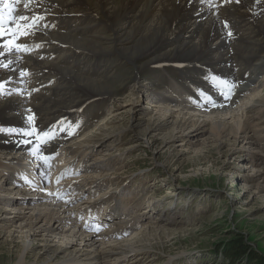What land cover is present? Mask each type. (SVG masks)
Returning a JSON list of instances; mask_svg holds the SVG:
<instances>
[{"label": "rangeland", "instance_id": "374dc122", "mask_svg": "<svg viewBox=\"0 0 264 264\" xmlns=\"http://www.w3.org/2000/svg\"><path fill=\"white\" fill-rule=\"evenodd\" d=\"M232 7L233 6L230 8ZM241 7L236 8L237 11H229L230 8L227 11H222L219 16H224L225 19L217 18L219 19V23L221 21L225 23L230 22L229 24H231L233 16L238 12L239 14L237 15L239 16L235 15V18L237 17V23L235 26L238 25L236 27V31L238 32H234L237 34V38L232 41V35L229 34L230 31L225 29L215 36L214 41L216 45H210V50L212 48L211 51L214 50L213 47L215 46H218L215 49L227 48L225 43L226 39L227 43L232 47L237 46V50L240 51L238 53H245L246 42L240 41L241 38L246 39L244 33H241V28L244 25V23L241 22V18H243L241 13L244 11L243 15L246 17L244 19H247L245 24H253L254 26L260 23V20L264 19V12L251 14L248 12L250 8H246L248 6L241 5ZM262 7L264 9V3ZM97 11L98 14L95 12L97 14L95 15L97 19H95V22H99L101 25L96 26L94 31L98 37L100 36V42L102 41L101 45L98 46L102 49L105 46L103 50L107 51L108 54L103 57H93L88 61V63L86 62V64H90L91 67H93V71L96 70L97 72H99V70L95 68V66H97L99 62L101 69L100 74L88 76L87 72L89 71L83 72L79 68H75V73H78L77 75L87 79L93 78L95 81L98 79L103 81V79H105V85L110 87L111 90L117 91L118 95L113 98H111V96H106L103 100L99 99V101H95L98 103L97 106H91L87 98V94L90 92L87 91L86 94L82 88L77 86L76 91L69 92L68 94L64 92L59 93L55 100H49L48 103L54 101V104H52L51 108H49L52 110L48 114H55L58 110L53 109V106H55V104L65 103L68 95L69 98L76 99L75 103L72 105L67 103L66 106H69L66 107V109L72 107H84L82 111L85 120L84 130L90 129V131L87 132L88 130H86L83 135L80 136L82 138L75 140L78 141L77 143L72 141L68 143V145H79V148L87 151V141L92 140V138L99 139L100 142H103L102 145H107L102 146L101 148L98 147L100 148L98 152L102 154H99L96 160L103 162V164L97 163L98 166L96 164L95 171L87 174L88 177L90 176L88 183L95 177H105L107 182L102 185L104 191L106 190L104 188H107L105 187L107 185L118 187L120 184L125 185V187L128 188L130 187V189L134 188V194L130 193L128 198H122L118 201L112 202H115V205L119 207L125 208V219H133L134 217H137L136 213L140 214L142 211H146L150 206V202H156L159 205H163L167 210V213L165 216L166 220L163 221L155 220L156 218L154 215L143 214L141 216L142 223L138 222L135 227L131 226L128 231L129 234L118 236L117 238L119 241H117L118 239L111 241V243L104 241L102 244V247L104 246L103 248H110L113 252L115 251L111 257H107L106 255H102V253H100L99 256H103L101 260H99L100 258L97 259V261L84 259L87 258V256H80L78 259H83L81 261L93 264H217L213 253H203L215 248L217 244H223L235 237H241L242 240H247V242L252 245L253 250H255L257 254L256 256H259L262 260H264V114L257 111L251 112L250 109L252 106H264V73L258 74L253 67H251L253 71L250 72L251 75H249L252 76V74H256L260 78L258 79L259 83L256 82L254 85L255 92H250L249 96L253 93H260V95L257 94L255 96L258 99L254 98V103L251 102L244 105L245 108L243 109V112H246L244 114L245 118H252L250 123L253 126L256 125L255 129L254 127H250L249 129L251 130H247V138L245 140L242 138L243 134H239V138L235 139L230 136V134L228 135L223 133L221 134L222 136L219 137L218 134L214 133L200 135V139L205 138L202 145L200 144L194 147L190 144V140L187 138L185 141L189 143L185 144L184 141L183 145L178 147L175 144H181V142L178 143L179 138L175 135H184L186 132L190 134V132H192V128L188 130V126H183L182 128L175 125L173 127L167 126V123L170 121L166 120L164 117L158 116L160 113L159 108L169 107V111H172L173 107L167 106L164 102L156 103V101L151 102V100H148V89L156 87V81L153 83L150 82V87L147 85L150 77H152V64L149 62V58L151 60L153 57L155 58L162 55L163 52L161 51L152 57L148 55L136 56V54L134 57L132 54L133 57L131 58L128 54V52H130L131 42L121 38L122 33L117 32L119 28H107L103 21L105 16L99 11V9ZM227 12L232 14L228 18L225 16ZM204 21H207V19ZM206 25H208V23H206ZM218 26H220V24ZM96 28H98V32L96 31ZM88 31L92 33L93 29H88ZM183 36H185V34ZM183 39L185 38L183 37ZM252 40L260 43V48H262V50L258 51V53L261 52L260 55L264 56V35L256 38L252 37ZM186 41L187 39L185 42ZM135 42L137 43L138 40ZM135 42L133 44H135ZM224 43L225 45H223ZM243 43H245V46ZM178 44L179 43L176 41L174 45L178 46ZM241 44L243 45L241 46ZM169 48L170 46H166L164 51ZM201 49L199 50L200 53H197V55H205L203 51L204 47H201ZM254 49L256 51V47H254ZM216 55L217 57L215 56L213 60L218 61L219 54ZM130 58L135 62L130 61ZM84 59L85 57L83 56L82 61ZM85 61H87V59ZM65 66H62L63 69H67L72 66V64L70 65V63H65ZM66 69L64 70L65 73L67 72ZM191 70H196V68L191 67L188 70L192 76L193 74ZM167 72L173 75L174 78L178 76L177 72L174 70L167 69ZM182 75L183 74H179L178 78L181 79ZM59 78L64 80L66 79V77H62L60 75ZM106 81L108 83H106ZM184 81L185 79L183 78L180 80L179 85L173 86L172 81L166 80V83L169 84L170 87L168 89L169 93L166 94L167 98H171L173 95H175L176 98L182 97L179 101L184 103L186 99L184 100L183 97L192 96L189 88L183 86ZM187 82H190L189 79H187ZM196 82L197 79L195 78L193 83ZM158 93L159 92H153V95L158 98ZM244 93L247 94L249 92ZM244 93L243 95H245ZM45 98L46 97L42 98L43 102H47V98L44 100ZM85 98H87V103L77 105L79 102L85 100ZM130 98L134 101V108L129 111V109L125 108L123 105L127 103ZM236 98H238L239 102L242 100V96H237L235 99ZM259 99L263 100L262 103H256ZM105 100V109L99 112V114L101 113L103 115L101 117L94 118V122L92 120L93 124L91 125L90 118L92 113L96 108L103 107L102 104ZM1 101H4L5 104ZM0 102V105L2 104L0 106V124L4 125L10 121L12 116L10 112L16 109L17 101L12 105H10L9 102L7 103L6 100H0ZM36 102L37 101L33 102V104L35 105ZM167 103H169L168 105L174 104L169 100ZM47 108L48 105L45 104L44 109ZM122 109L124 111L121 112ZM196 112L193 111L192 113ZM182 113L185 117L190 115V112L187 115V112L184 110ZM239 113L240 112H238V114ZM257 114H259L258 117ZM132 115H135L138 119H141V121L142 119H148L146 124L149 125V128H145V123H135L132 119ZM198 115L196 113L195 117L198 118ZM214 115L216 114L213 113V116ZM166 116H168V114ZM160 121L165 122L166 125L164 128H159L157 126ZM226 121L228 122L229 120L226 119ZM253 123H255V125ZM101 129L103 132H100ZM170 130H173L175 133H173V131L170 132ZM252 130L258 132L255 133L253 137V139H256L254 141L255 143H252L253 139L250 138ZM113 133V136H115V133H118L119 135H122V137L118 140H115L114 138L113 140L115 141L110 142L108 140L112 139L110 135ZM118 134H116V136ZM0 138L2 139V137ZM171 138L173 139V143L170 142ZM14 142V140H10L5 143L8 146L15 145ZM113 143L116 145L113 146ZM221 143L223 144L220 145ZM4 145V143L2 145L0 144V161L7 158L8 155L4 149H8L9 147H5ZM246 146H250V149H243L246 148ZM179 148H181L182 151L179 150L180 152H178ZM70 150H72V152L76 151V153H68L69 156H73L78 153L77 149ZM82 153L83 152H81V154ZM6 176L8 177V173L0 175L1 190L8 187ZM236 176H238V178H236ZM241 176L243 177L241 178ZM100 186L98 188H100ZM137 187H139L140 192L137 190ZM7 189H5L6 192ZM244 192L245 194H243ZM94 196H96V193L93 194V197ZM98 196L103 197L105 196V193L101 192L96 197ZM91 201H94L92 203L93 207L98 204V201L96 202L95 198H92ZM8 205L5 203L0 204L1 208L6 209V213L10 211L8 208H14L10 202H8ZM26 210L27 209H22L20 207L16 208L17 214L21 215L24 214L22 212H28ZM73 211L75 215L77 211ZM29 215L32 216V213L29 212L26 215L24 223H26L27 220V225L29 221H32V219L29 220V218H27ZM14 222L17 223V219ZM47 222L48 220L45 221V224L49 227L50 223ZM3 226L5 227L4 229L0 228V264H70V261L63 262V258L65 257L60 258L61 256L57 253L50 259H43L42 254L38 255L33 251V253H25L23 258L24 261L16 259L17 252L20 248V242H10L8 238L6 239L4 235H6V232L11 230L13 227L6 223H4ZM32 231L34 232V229L31 230V233H33ZM35 232V235H38V233L42 231L37 230ZM46 232L39 233L34 243L40 244L38 240L43 238V236L49 235ZM130 236L131 238H129ZM69 237L62 238L57 235L51 238L55 240L53 241V245H55L60 243L62 239L71 240L72 238ZM136 238L139 240L141 239L140 241L142 243L139 240L137 241ZM122 240H126L125 244L128 245L127 247L118 244ZM135 240L136 244L134 243ZM149 240H151V242ZM115 241H117V244L115 243L114 245H110ZM144 241H146L145 244ZM139 242L142 245H139ZM128 247L132 253L130 250H127ZM118 250L120 253H118ZM201 252L202 254H199L197 259L193 257L195 253ZM218 261H221V258H219Z\"/></svg>", "mask_w": 264, "mask_h": 264}, {"label": "bare ground", "instance_id": "6f19581e", "mask_svg": "<svg viewBox=\"0 0 264 264\" xmlns=\"http://www.w3.org/2000/svg\"><path fill=\"white\" fill-rule=\"evenodd\" d=\"M40 1L42 3L52 2L53 5H55L53 12H55L57 14L55 19L57 21L58 28L64 29L65 32L62 33L60 31H54L51 33V36L53 38L59 39L60 45H62V44L67 45V48L63 50V51H65V53H63L61 56H59L56 59V61L49 63V69L54 71L55 74H58L62 77L63 76L66 77L65 80L74 79L77 81V84L75 86H71L69 88L70 92L76 91L77 86L79 88H82L86 94H87V91L90 92L87 94L88 97L87 96L86 97L88 98V102L90 103L91 106L92 105L97 106L98 103L95 101H99V99L103 100L106 98V96H111V98H113L114 96L118 95V92L115 90H111L110 87L106 86L105 85V79H103V81H101L100 79L95 81L94 79H87V78L82 77L80 75L72 76L67 71L69 67L67 69L65 68L67 71L65 73V71H64L65 69H63V67L60 65V63H63V64L70 63V65L72 64L74 69L79 68L83 72H87V66H91V65L86 64V62L88 63V61L93 57H98V56L103 57V56H106V54H108L107 51L103 50L105 48V46L103 49L98 46V45H101L102 41L100 42V40H99L100 36L98 37V35L94 31V28L96 26L101 25V24H99V22L98 23L95 22V19H96L95 15L98 14L97 13L98 9L105 16L104 20H103L105 26L107 28L108 27L109 28L112 27L114 29L119 28L117 30V32L122 33L121 38H123V40H127L128 42H131L130 52H128V54L131 58L133 56L135 57V54H136V56L148 55V56L152 57L153 55L162 51L163 52L162 55L158 54L160 56H157L155 58L153 57V59H151V60L149 58V62L151 64L156 65L158 63H162V61H167V62L186 61L189 63H193L192 67L197 69V67L195 66L194 63L198 62L201 59V57H206L205 62H203L202 64H207V65H212L216 62L215 60H213V58L215 56L217 57L216 54H219L218 57H219L220 61L223 60L222 58L234 59L235 57H237V56H233V55L228 56L226 50L221 51L222 48L215 49L218 46L213 47V49H214L213 51H211L212 48L210 50V45L215 44V41H214L215 36H217L221 31L225 30L223 28H220V26H218L220 24L218 22V20L219 19H225V18H224V16H219V15L214 14V16L209 17V19H207V21H204L206 18L200 19L204 15H206V17H208V13L210 12L211 8H204L203 5L206 4L209 0H40ZM224 2L226 4V7L222 8L223 11H227L231 6H233V7L230 8L229 11H237L236 8H238V7L240 8L241 5H245V6H248L246 8H250V10L248 12H250L251 14H257L259 12H264V9L262 7L264 0H224ZM91 12L94 15H92ZM243 12L241 13L243 16V18H241V22L245 24L247 19H244L246 17H245V15H243L244 14ZM196 13H198V15H196ZM237 14H239V13L237 12ZM237 14H235V15L239 16ZM231 15H232L231 13L227 12L225 16L228 18ZM235 15L233 16V20L231 21V24H233L232 27L234 29V32H238V31H236L237 30L236 27L238 25L235 26V24L237 23V19H236L237 17L235 18ZM217 18H219V19H217ZM257 19H258V17H257ZM260 21L261 22L254 25V27H256V29H258V32L259 31L264 32V19L260 20ZM101 23H103V22H101ZM206 23H208V25H206ZM191 27H192V29H191ZM91 28L93 29L92 33H90L88 31V29H91ZM101 31H102V29H101ZM106 34H108V33H106ZM112 34H113V32H112ZM184 34H185V36H183ZM234 34H236V33H234ZM183 37L185 39H183ZM186 39H187V41L185 42ZM137 40H138V42L136 43L135 41H137ZM176 41L179 43L178 46H176L177 44L174 45L176 43ZM240 41L246 42V47H245V53H242V56H238V58L242 57V59H245L246 61L249 60L247 66L245 68H243L244 70H242L240 72V74H244V76H246L248 74V72L249 73L252 72L253 69L258 74L264 73L263 72L264 56L261 55V58L258 57L261 54V52L258 53V51L262 50V48H260V43L258 41H253L251 36L246 37V39L241 38ZM134 42H135V44H133ZM243 44H245V43H243ZM223 45H225V43ZM166 46H170V48L168 50L164 51ZM201 47H204L203 51H204L205 55H203V54L197 55V53H200L199 50L201 49ZM254 47H256L257 53H256ZM51 49L53 51H62V50H59L56 46H52ZM5 52L9 54V56H8L9 60L14 58V56L11 55L12 53L15 52L14 50L12 51V50L6 49ZM238 52H240V51H238ZM2 54H4V51L0 50V55H2ZM132 54H133V56H132ZM206 54H208V55H206ZM83 56L87 59V61H82ZM131 58L129 60L132 62H135ZM142 58H144V57H142ZM254 58H257V59H254ZM216 60H218V59H216ZM251 67H253V69H251ZM188 70H182V71H180V73L179 72L178 73L180 75L183 74L182 77L185 79V81H187V79H189L190 83H193V81L195 80L196 77L194 75L191 76ZM182 77H181V79H183ZM259 78L260 77L257 76L256 74H252V76L249 75L248 80H246L243 83L238 84L234 87V94L231 97L233 99H235V97L241 96V93L255 92L254 85L256 84V82L259 83V81H258ZM106 79H108V78H106ZM19 82H22V81H19ZM106 83H108V82L106 81ZM172 83H173V86H177L180 84V80L174 78ZM183 86H185L184 83H183ZM10 88H12V86L6 87L5 91L10 93L11 92ZM148 90H150V89H148ZM104 92H106V93H104ZM257 94L260 95V93H253V94H251V96L247 97V99L240 100V102L238 101L239 104L237 107L228 108L227 110H223V112L219 113L220 116H218V115L213 116L214 112L205 113V112L199 111L200 114L204 113V114H202L203 117L201 116L202 118H199V117L196 118L195 117L196 113H192L196 109L189 108V107L185 106L183 102H180L179 100H181L182 97L178 96L179 98H176L175 95H173L171 98H167V95L165 93H158V100L160 101L159 103L164 102V103H166L167 106L173 107L172 111H169V109H168L169 107H160L159 108L160 113L158 114V116L164 117L166 120H169L170 122L167 123V126H169V127H173L175 125V126L181 127V128L183 126H188V130L192 128V132H190V134H188V132H186V133H184V135H180V136L175 135L176 137L179 138L178 143L181 142V144L180 143L179 144L174 143L178 147L183 145V142L187 138L190 140V144L194 147L197 145H200V144L202 145L205 138L200 139V135L214 134V133L218 134L219 137L222 136L221 134H223V133L228 134V135L230 134V136L234 137L235 139L239 138V134H243L242 138L245 140L247 138V130L250 127H254V129H255V126H256L255 123L257 121L255 120L256 122L253 123L255 126H253L250 123L252 118L251 119L249 117L245 118L244 114L246 112L245 113L243 112V109L245 108L244 105L247 103H251V102L254 103L255 102L254 98H257V97H255ZM66 97H67V95H66ZM87 98H85V100H83L82 102H79L77 105L87 103ZM131 98L128 99L129 101L123 105L125 108L129 109V111H130V109L134 108V101ZM183 98L185 100V97H183ZM262 99L257 100L256 103H262V101H263ZM44 100H46V98ZM168 100L170 102H173L174 104L168 105L169 104V103H167ZM6 101H7V103L9 102L10 105L16 103V99H9ZM48 101L49 100H47V102ZM1 102H4V101H1ZM4 104H5V102H4ZM6 106H8V105H6ZM125 108H123V109H125ZM249 108H250V106H249ZM123 109L121 110V112L124 111ZM188 109H190V110H188ZM250 109H251V112L257 111V112L264 114V106H261V107L252 106ZM183 110L187 112V115L190 112V115L188 117H185L184 114L182 113ZM167 112H169V113H167ZM238 112H240V113L238 114ZM2 114H4V113H2ZM167 114H168V116H166ZM258 115L259 114H257V117H258ZM251 117H252V115H251ZM16 118H17V116H15V119ZM259 118H258V120H259ZM12 119H13V116H11L10 121L8 120L9 122H7L4 125L10 124ZM132 119L135 121V123H138V122L139 123L141 122V124L145 123V128H147V129L149 128V125L146 124V121H148V119H142V121H141V119H138V117H136L135 115H132ZM226 119H228L229 121L227 122ZM260 121H262V120H260ZM263 121H264V119H263ZM165 125H166L165 122H162V121H160V123L157 124V126L159 128H164ZM172 129H174V128H172ZM249 130H251V129H249ZM259 130H260V128H259ZM171 131H173V130H170V132ZM175 131H176V129H175ZM100 132H103L102 129L100 130ZM253 132L255 133L256 131L254 130ZM173 133H175V132L173 131ZM105 134H107V133H105ZM94 140H96V141H94ZM255 140L256 139H253L252 143H255L254 142ZM108 141L111 142V141H113V139L112 140L109 139ZM75 142L77 143L78 141H75ZM170 142L173 143L172 138L170 139ZM257 142H258V140H257ZM102 143L103 142H100V140L96 139V138H92V140H90V141L88 140L87 144H86L87 145V151L79 148V145H75V144H73V145L67 144L65 146L69 150L70 149H77L78 150V153L76 155H73V156H75L78 164L84 169V172L81 173L79 177H77V180L81 181L84 189L87 190V195L84 198H77L76 201L71 203V204L59 203L56 208L47 209L46 207L44 208V207L39 206V205L43 204V202L40 201L35 206H29V205H27L28 203L26 200H25L26 203L22 202L24 200V198L17 194L18 192L14 190L13 185L9 184V178L6 176V179L8 181V187H7L8 189L7 188H4L2 190L0 189V204L5 203L6 205H8V202H10V204L12 206H14V208H8V209H10V211L8 210L9 212L6 213L5 212L6 209L1 208V206H0V228H2V229L5 228L4 227L5 225L3 226L4 223L9 224V225H11V227H13L11 230H8L6 232L7 234L5 233L6 235H4V236L6 237V239L8 238L10 240V242H12V241H14V242L19 241L20 242V248H19V251L17 252L16 259H18V260L20 259V261H24L23 258H24L25 253H29V252L33 253V251H34L35 254H38V255L42 254L43 259H50V258L54 257V255L57 253V254H59V256H61L60 258L68 256V258L66 260L64 259L63 262L70 261V264H93V263L81 261L83 259H78V257L87 256V258H84V259L97 261V259L103 258V256H99L100 253H102V255H106L107 257H111V255L114 254L115 251L113 252V250H111L110 248H103L104 246L102 247L103 242L95 241V240L89 238L86 233H83L77 227L71 228V227H69L68 224H64L66 221L69 220V218L65 217L63 215L65 213L69 214L70 212L75 210V211H77V213L74 215L73 220H77V216L81 212L80 209L82 207H86L85 210H87V206L92 208L91 207L92 205L91 206L87 205L88 200L91 204L94 202V201L93 202L91 201L92 198L90 196L89 190L92 187L97 189L100 185H103L105 182H107L105 177H102V178L95 177L94 179H92L91 182L88 183L90 176L89 177L87 176V174L89 172L95 171L97 163L103 164V162L96 160L97 156L100 154L98 152L99 149L102 146H107V145H102ZM187 143H189V142L185 141V144H187ZM222 144L223 143H221L220 145H222ZM98 147H100V148H98ZM243 147H245V146H243ZM249 147L250 146H246V148H243V149L248 150V149H250ZM66 148H65V150H66ZM32 150L35 151L36 147H32ZM91 150L93 153H96V156L94 157V159H92L93 161L88 163V162H86V160H87L86 158H87V155L91 153ZM179 150L182 151L181 148L178 149V152H180ZM81 152H83V153L81 154ZM12 159H15V157H13L11 154L8 153L7 158L0 161V175L9 172V168H10V164H11ZM105 160H107V159H105ZM71 162H72V160L70 159V156L67 153L66 158H65V163L63 165H67L70 163V165H69V167H70L72 165ZM97 166H98V164H97ZM99 166H100V164H99ZM114 168H116V167H114ZM103 172H104V170H103ZM101 175H104V174H101ZM238 176H236V178H238ZM110 182H111V180H110ZM2 183H4V182H2ZM253 186H255V185H253ZM105 187H107L108 189L103 191L105 193V196H103L104 198L101 201L103 204L106 203L115 194L114 191H116L119 188V186L113 187L112 185H107ZM1 188H2V186H1ZM257 188H258V186H257ZM5 189H7V192L5 191ZM121 189H122V186H121ZM123 189L125 190L127 188L125 186H123ZM81 190H83V189H81ZM118 193L121 195V198L124 197V194L122 193V191L118 190ZM243 194H245V192ZM13 196L14 197H20V198L15 200L12 198ZM98 199H100V197L95 198L96 202ZM32 200H34V198H30L28 201H32ZM109 205H110V203H108L106 207H108ZM18 207H20L22 209H27L26 211H28V212H22V213H24L23 215L17 214L16 208H18ZM115 208H117L120 211V213L122 214V216L124 217L123 220L119 221V223L122 224L123 228L128 226V225L131 227L138 222L137 217H134L133 219H125L126 211L124 208H121L118 206H116ZM29 212L32 213V216L29 215L27 218H29V220L32 219V221L28 220L29 223L27 225L26 224L27 220H26V223H24V222L26 219V215ZM43 218L48 219L47 223H50V221H51V226L48 227L47 229H46L47 226L45 224V220ZM16 219H17V223L14 222ZM32 229H34V232L32 231L33 233H31ZM37 230L42 231L39 233H44L47 231L46 233L49 234V235L43 236V238H40L38 240V242L40 244L34 243V241L37 239V237L39 235V233H38V235H35V233H36L35 231H37ZM142 232H143V230H142ZM16 234H18V235H16ZM57 235L62 237V238H64V237L68 238L70 236L72 239L71 240H69V239L63 240L62 239L60 241V243L53 245V241H55V240L52 238L54 236H57ZM133 236H134V234H133ZM148 237H146V238H148ZM129 238H131V236ZM59 240H57V241H59ZM126 240L125 241L122 240L118 244L123 245L124 247H127L128 245L125 244ZM138 240L139 239H137V241ZM111 241H114V240H108V242H110V243H111ZM117 241H119V239ZM117 241H115L114 243L112 242L113 244H110V245H114L115 243L117 244ZM146 241H148V240H146ZM146 241H144V244ZM149 241L151 242V240H149ZM75 242H78L79 246H77L75 244ZM129 242H130V240H129ZM140 242L138 244L142 245L141 244L142 242L141 243ZM134 243L136 244V240L134 241ZM139 245H138V248H139ZM77 247H80V248H77ZM127 250H130L129 247ZM130 252H131V250H130ZM118 253H120V251ZM136 259H138V258H136ZM22 263H24V262H22ZM113 264H115V263H113Z\"/></svg>", "mask_w": 264, "mask_h": 264}, {"label": "snow or ice", "instance_id": "6c2138e0", "mask_svg": "<svg viewBox=\"0 0 264 264\" xmlns=\"http://www.w3.org/2000/svg\"><path fill=\"white\" fill-rule=\"evenodd\" d=\"M32 0H0V4H2L3 9H6L7 12L4 13L2 9H0V38H3L5 35H12L13 39H18L20 36L27 35L32 28L36 26L38 20L42 19V17L30 18L29 16L18 13L17 6L23 4L24 9H29ZM5 16H7L10 22L14 25L12 29L6 28ZM231 34V33H229ZM17 51H23L24 49L16 46ZM7 67V65H4ZM0 88H3V85H0ZM31 120V118H30ZM23 135L26 136H36L38 140L42 143L46 142L43 137L37 134L35 129H32L30 132H25ZM47 136V134H44ZM39 149L37 148V151Z\"/></svg>", "mask_w": 264, "mask_h": 264}, {"label": "trees", "instance_id": "16d2710c", "mask_svg": "<svg viewBox=\"0 0 264 264\" xmlns=\"http://www.w3.org/2000/svg\"><path fill=\"white\" fill-rule=\"evenodd\" d=\"M210 251L221 252L223 257L231 259L230 264H264V260L256 256L252 245L247 240H242L241 237H235L223 244H217Z\"/></svg>", "mask_w": 264, "mask_h": 264}]
</instances>
